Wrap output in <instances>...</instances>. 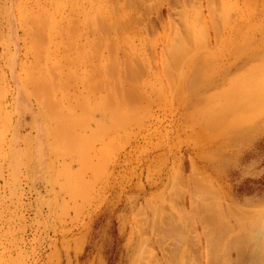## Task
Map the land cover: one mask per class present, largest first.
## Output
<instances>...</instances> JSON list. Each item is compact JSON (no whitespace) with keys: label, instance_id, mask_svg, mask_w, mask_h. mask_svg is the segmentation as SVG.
<instances>
[{"label":"rangeland","instance_id":"1","mask_svg":"<svg viewBox=\"0 0 264 264\" xmlns=\"http://www.w3.org/2000/svg\"><path fill=\"white\" fill-rule=\"evenodd\" d=\"M263 212L264 0H0V264H264Z\"/></svg>","mask_w":264,"mask_h":264},{"label":"bare ground","instance_id":"2","mask_svg":"<svg viewBox=\"0 0 264 264\" xmlns=\"http://www.w3.org/2000/svg\"><path fill=\"white\" fill-rule=\"evenodd\" d=\"M188 32H189V31H188ZM184 34H185V33H184ZM176 36H177V35H176ZM176 36H175V37H176ZM182 36H183V35H182ZM178 37H180V36H178ZM186 37H187V33H186ZM188 39H189V41H190V38H188ZM179 40H180V39H179ZM185 40H186V39H185ZM181 41H182V40H181ZM173 59H175V58H173ZM175 61H176V60H175ZM175 63H176V62H175ZM112 71H113V70H112ZM111 74H112V73H111ZM109 81H110V80H109ZM106 82H107V81H106ZM257 87H258V86H257ZM110 89H111V88H110ZM109 98H110V97H109ZM208 191H209V190H208ZM209 193H210V192H209ZM210 196H211V195H210ZM214 198H215V197H214ZM199 201H200V200H199ZM212 201H213V200H212ZM212 201H211V202H212ZM207 204H208V202H207ZM201 206H202V205H201ZM205 207H206V206H205ZM208 207H209V206H208ZM208 207H207V208H208ZM215 209H216V208H215ZM200 210H201V208H200ZM212 210H213V209H212ZM226 210H227V209H226ZM226 210H224V211H226ZM203 211H206V210H203ZM203 211H202V212H203ZM207 211H208V209H207ZM186 212H188V211H186ZM213 212H214V211H213ZM229 212H230V211H229ZM194 213H195V212H194ZM224 213H225V212H224ZM258 213H259V212H258ZM263 213H264V212H263ZM185 214H186V213H185ZM209 214H210V213H209ZM209 214H208V215H209ZM198 215H199V214H198ZM258 215L261 216V215H262V212H261V215H260V214H258ZM258 215H257V216H258ZM204 216H205V215H204ZM262 216H263V215H262ZM201 217H202V216H201ZM209 217H210V215H209ZM217 217H218V216H217ZM239 217H240V216H239ZM205 218H206V216H205ZM182 219H183V218H182ZM196 219H197V218H196ZM206 219H207V218H206ZM239 219H240V218H239ZM256 219H257V218H256ZM172 220H173V219H172ZM207 220H209V219H207ZM212 220H213V219H212ZM218 221H219V220H218ZM218 221L216 220L215 222L218 223ZM209 222H210V220H209ZM250 222H251V219H250ZM255 222H256V221H254L253 225H255ZM259 222H260V221H259ZM169 223H170V222H169ZM206 223H208V222H206ZM220 223H221V221H220ZM251 223H252V222H251ZM256 223L258 224V222H256ZM211 224H212V223H211ZM214 224H216V223H214ZM214 224H213V225H214ZM222 224H223V223H221V225H222ZM262 224H263V223H262ZM168 225H169V224H168ZM177 225H178V224H177ZM175 226H176V225H175ZM179 226H180V225H179ZM181 226H182V225H181ZM181 226H180V227H181ZM216 226H217V224H216ZM216 226H215V227H216ZM226 226H227V225H226ZM249 226H250V225H249ZM255 226H256V225H255ZM255 226H254V228H255L256 230L259 229V230L261 231V230H262V227H263L264 225H263L262 227H260V226H261V223H260V224H259V227H260V228H258V226H257L258 229H257ZM177 227H178V226H177ZM177 227H176V229H177ZM209 227H212V228H213L214 226H209ZM215 227H214V228H215ZM242 227H243V226H242ZM178 228H179V227H178ZM218 228H219V227H218ZM143 229H144V228H143ZM223 229H224V227H223ZM251 229H253V228L251 227ZM251 229H250V230H251ZM179 230H181V228H179ZM208 230H209V229H208ZM210 230H211V229H210ZM214 230H215V229H214ZM214 230H213V231H214ZM219 230H222V229H219ZM226 230H227V229H226ZM223 231H224V230H223ZM223 231H222V232H223ZM262 231H263V230H262ZM262 231H261V232H262ZM182 232H183V231H182ZM184 232H185V231H184ZM251 232H252V230H251ZM256 232H257V231H256ZM256 232H254V233H256ZM263 232H264V231H263ZM144 233H145V232H144ZM223 233H224V232H223ZM258 233H259V231H258ZM243 234H244V233H243ZM256 234H257V233H256ZM259 234H260V233H259ZM262 234H263V233H262ZM262 234H260V235H261V236L263 237V239H264V234H263V235H262ZM260 235H257V236H260ZM210 236H211V235H210ZM243 236H244V235H243ZM251 236H252V235H251ZM251 236H250V237H251ZM261 236H260V237H261ZM213 237H214V236H213ZM224 237H225V236H224ZM248 237H249V236H248ZM252 237H253V236H252ZM262 237H261V238H262ZM183 238H184V235H183ZM261 238H260V242H261ZM227 239H228V238H227ZM239 239H240V238H239ZM263 239H262V240H263ZM252 240H253V238H252ZM214 242H215V240H214ZM228 242H229V241H228ZM210 243H213V242H210ZM231 243H232V241H231ZM255 244H256V239H255ZM261 244L264 245V240H263V242H262ZM212 245H214V243H213ZM234 246H235V245H234ZM212 247H213V246H212ZM213 248H214V247H213ZM211 252H212V251H211ZM257 252H258L259 255H261V256L263 257V260H264V256H263V255H264V249H263L262 247H260V250H259V247H258V248H257ZM225 253H226V252H225ZM261 256H260V257H261ZM211 258H212V257H211ZM219 258H220V257H219ZM261 259H262V258H261ZM218 263H219V262H218ZM254 263H255V262H254Z\"/></svg>","mask_w":264,"mask_h":264}]
</instances>
